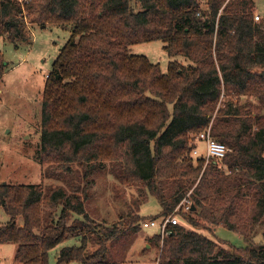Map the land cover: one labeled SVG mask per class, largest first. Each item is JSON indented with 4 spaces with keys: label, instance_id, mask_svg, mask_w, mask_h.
Here are the masks:
<instances>
[{
    "label": "trees",
    "instance_id": "1",
    "mask_svg": "<svg viewBox=\"0 0 264 264\" xmlns=\"http://www.w3.org/2000/svg\"><path fill=\"white\" fill-rule=\"evenodd\" d=\"M255 13L254 0H0V39L15 48L30 42L29 24L73 27L45 81L37 156L61 172L75 166L81 184L0 183L10 218L0 245H16L15 262L49 264L74 239L57 264H122L152 197L161 212L149 220L176 215L191 227L150 238L156 264H264L254 241L257 229L264 236V18ZM155 41L172 59L166 73L129 53ZM6 67L0 53V82ZM207 131L229 148L222 160L193 156ZM107 163L138 191L133 213L111 227L87 212L90 175ZM218 226L246 247L200 233Z\"/></svg>",
    "mask_w": 264,
    "mask_h": 264
},
{
    "label": "rangeland",
    "instance_id": "2",
    "mask_svg": "<svg viewBox=\"0 0 264 264\" xmlns=\"http://www.w3.org/2000/svg\"><path fill=\"white\" fill-rule=\"evenodd\" d=\"M256 14L264 18V0H254ZM257 22V21H256ZM31 40L15 48L13 44L0 39V53L3 55L5 74L0 82V183L11 185L43 184L50 187L63 186L71 191L72 186L81 184L78 169L72 166L71 172L59 171L56 166L41 165L37 153L40 147V125L42 119V102L45 81L61 49L70 39L71 25H48L47 27L28 25ZM165 43L155 41L138 44L129 48L130 55L145 56L151 63L159 64L163 73L167 72L168 63L172 60ZM179 60L189 64L183 58ZM225 100L223 97L221 100ZM246 101L243 98L240 103ZM257 103L256 101H254ZM198 150L206 154V145L199 143ZM107 163L90 175V200L87 212L99 225L111 227L133 213L132 201L138 196L136 188L118 181ZM69 191V192H70ZM161 212L159 204L150 197L141 209V216L147 220ZM178 217V216H177ZM9 217L0 209V224L9 221ZM182 224L186 229L191 227ZM144 220L143 222H145ZM22 223V222H20ZM155 229L140 232L132 246L126 251L122 264H156L159 250L149 242L156 234ZM201 234L219 242L220 245L234 252L244 249L246 242L237 232L223 226L213 232L200 231ZM263 231L257 229L255 243L264 245ZM148 244L150 247L145 248ZM79 242L71 239L50 252L49 264H57V257L64 247L77 246ZM230 246V247H229ZM17 247L14 244L0 245V264H18L15 262Z\"/></svg>",
    "mask_w": 264,
    "mask_h": 264
},
{
    "label": "built area",
    "instance_id": "3",
    "mask_svg": "<svg viewBox=\"0 0 264 264\" xmlns=\"http://www.w3.org/2000/svg\"><path fill=\"white\" fill-rule=\"evenodd\" d=\"M259 17L255 16V21H259ZM199 143H204L206 145V154L205 157L206 159H217V160H222L223 158L226 157V155L229 152V148L211 137L210 131L204 132L200 134L199 136L196 137V147L193 149L192 154L195 157L200 156V152L198 150V145ZM180 220L176 215H171L167 217L164 220H147L142 224V229L143 230H148V229H155L156 232L161 235L162 238L168 237L171 234V231L169 228L171 226H176L179 225Z\"/></svg>",
    "mask_w": 264,
    "mask_h": 264
},
{
    "label": "water",
    "instance_id": "4",
    "mask_svg": "<svg viewBox=\"0 0 264 264\" xmlns=\"http://www.w3.org/2000/svg\"><path fill=\"white\" fill-rule=\"evenodd\" d=\"M258 73H259V75H261V76H263V77H264V70H262V71H259ZM4 184H5V183H4Z\"/></svg>",
    "mask_w": 264,
    "mask_h": 264
},
{
    "label": "crops",
    "instance_id": "5",
    "mask_svg": "<svg viewBox=\"0 0 264 264\" xmlns=\"http://www.w3.org/2000/svg\"><path fill=\"white\" fill-rule=\"evenodd\" d=\"M256 14V13H255ZM257 16V15H256ZM146 245V247L145 248H149L150 246L148 245V244H145Z\"/></svg>",
    "mask_w": 264,
    "mask_h": 264
}]
</instances>
